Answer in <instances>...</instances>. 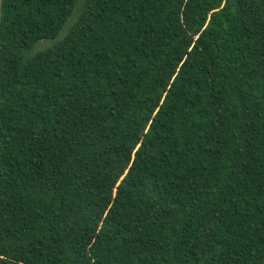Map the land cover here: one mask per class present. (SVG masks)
I'll list each match as a JSON object with an SVG mask.
<instances>
[{"label": "trees", "instance_id": "trees-1", "mask_svg": "<svg viewBox=\"0 0 264 264\" xmlns=\"http://www.w3.org/2000/svg\"><path fill=\"white\" fill-rule=\"evenodd\" d=\"M77 1L0 0V264H264V0Z\"/></svg>", "mask_w": 264, "mask_h": 264}, {"label": "rangeland", "instance_id": "rangeland-1", "mask_svg": "<svg viewBox=\"0 0 264 264\" xmlns=\"http://www.w3.org/2000/svg\"><path fill=\"white\" fill-rule=\"evenodd\" d=\"M80 0L77 1L71 15L68 17V19L66 20V23L62 29V31L60 32V35H58V37H56L55 39L59 38L64 32L65 30L68 28V26L72 23V21H74L76 15H77V11H78V3ZM55 39H42L40 41H38L32 48V52L34 51H38L40 49H43L44 47H47L49 45H51L53 43V41Z\"/></svg>", "mask_w": 264, "mask_h": 264}]
</instances>
